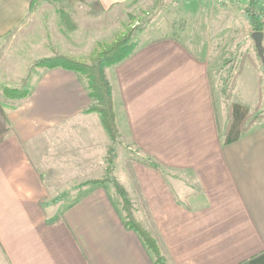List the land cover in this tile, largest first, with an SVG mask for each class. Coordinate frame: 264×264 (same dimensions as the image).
Wrapping results in <instances>:
<instances>
[{
    "label": "crops",
    "instance_id": "crops-1",
    "mask_svg": "<svg viewBox=\"0 0 264 264\" xmlns=\"http://www.w3.org/2000/svg\"><path fill=\"white\" fill-rule=\"evenodd\" d=\"M41 1L0 0V35ZM98 1L108 9L126 0ZM205 44L160 35L108 66L121 137L158 162L126 152L114 176L168 264H264V117L245 125L249 105L216 98ZM17 101L0 123L10 127L0 138L4 264H159L126 225L110 185L93 181L104 174L111 139L99 112L87 109L84 78L45 68ZM230 101L242 106L230 112ZM65 193L76 196L42 205Z\"/></svg>",
    "mask_w": 264,
    "mask_h": 264
},
{
    "label": "rangeland",
    "instance_id": "rangeland-1",
    "mask_svg": "<svg viewBox=\"0 0 264 264\" xmlns=\"http://www.w3.org/2000/svg\"><path fill=\"white\" fill-rule=\"evenodd\" d=\"M249 4L250 0H126L105 9L98 0L41 1L32 7V13L23 22L8 24L6 32L0 35V123L5 112L22 98L7 96L5 86H26L30 89L38 74L50 68L43 63L48 57L66 55L92 64L100 53L98 51L122 34H129L135 45L160 35H176L191 48L206 43V46H210L215 62V69L211 73L214 90L218 94L216 98H226L228 103L230 96L249 105L246 117L252 119L251 122L260 116L264 117V63L252 35L253 26L246 16L245 8ZM255 10L261 12L264 23V0L259 1ZM110 65L103 67L108 82ZM239 72L242 74L238 78ZM78 73L88 83L87 77ZM255 73H258V87ZM237 106L242 105L230 101L227 108L231 112ZM9 130L8 124L0 127V132L8 134ZM110 139L108 164L99 178H110L102 183L110 185L117 200L123 206L125 204L126 208L129 206L137 220L132 199L128 197L126 203L123 195L117 189L115 191L112 184L116 179L114 163L118 158L122 159L121 156H125L126 152L134 153L133 159L141 162L144 157L128 149V143L120 133L115 139ZM111 158L114 159L113 163H109ZM144 160L150 161L148 156ZM118 170L116 175L120 179L124 172L119 167ZM70 195L65 193L60 198L48 196L45 199L49 200H44L42 205L47 207V202L53 199L57 201L63 196V203H67L76 196L69 198ZM0 264H4L1 258Z\"/></svg>",
    "mask_w": 264,
    "mask_h": 264
},
{
    "label": "trees",
    "instance_id": "trees-1",
    "mask_svg": "<svg viewBox=\"0 0 264 264\" xmlns=\"http://www.w3.org/2000/svg\"><path fill=\"white\" fill-rule=\"evenodd\" d=\"M259 1L260 0H250V4L248 5V7L245 8L246 16L248 17L254 30H263L264 23L261 20V12L255 10V6L259 3ZM134 47L135 43L131 41V36L129 34H122L113 42L105 46V48L98 51L100 53L95 57V60H93L92 64L80 62V60L66 55H60L58 57H48L43 62L45 63V65H49L48 67L50 68L61 65L76 70L77 72L79 71L87 77V87L89 90V94L93 99V102L87 109L97 110L100 113L101 119L112 139H115L117 134H119V128L116 118V110L111 86L109 82L105 79L103 67L119 62L127 55H129ZM4 91L6 95L10 97H25L28 95L30 89L26 86H5ZM251 120L249 119V117H247L245 120V125L250 124ZM4 134H6L5 131H1L0 138L3 137ZM113 160L114 159L111 158L109 163H113ZM146 163L154 167L158 166L156 162L146 161ZM109 179L110 178L108 177H102L95 178L93 179V181L96 183H102ZM112 184L115 187V191L117 189L118 192L123 195V199L127 203L129 198L124 187L120 185L116 179L113 180ZM122 207L125 212L124 217L126 225H128L130 228L135 229L140 234L145 245L154 254L156 262L166 264L157 237L147 228H145L143 224L139 222L138 219H135V217L133 216L134 214H132L133 212L131 211V208L129 206L126 208L125 204L124 206L122 204ZM59 218L60 217L55 216L51 219H48V222L55 221Z\"/></svg>",
    "mask_w": 264,
    "mask_h": 264
},
{
    "label": "water",
    "instance_id": "water-1",
    "mask_svg": "<svg viewBox=\"0 0 264 264\" xmlns=\"http://www.w3.org/2000/svg\"><path fill=\"white\" fill-rule=\"evenodd\" d=\"M252 35L255 39V44L258 48V52L262 56V61L264 63V44H263L264 31L262 29H256L252 32Z\"/></svg>",
    "mask_w": 264,
    "mask_h": 264
}]
</instances>
